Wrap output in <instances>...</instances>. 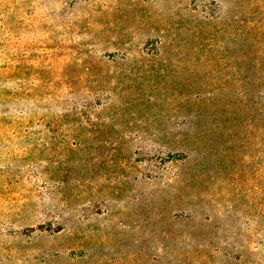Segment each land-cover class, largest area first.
Segmentation results:
<instances>
[{
    "label": "rangeland",
    "instance_id": "1",
    "mask_svg": "<svg viewBox=\"0 0 264 264\" xmlns=\"http://www.w3.org/2000/svg\"><path fill=\"white\" fill-rule=\"evenodd\" d=\"M263 51L264 0H0V264H264Z\"/></svg>",
    "mask_w": 264,
    "mask_h": 264
},
{
    "label": "trees",
    "instance_id": "2",
    "mask_svg": "<svg viewBox=\"0 0 264 264\" xmlns=\"http://www.w3.org/2000/svg\"><path fill=\"white\" fill-rule=\"evenodd\" d=\"M205 26H209V25H205ZM198 29H199V31H198ZM201 30H202V27L200 25H192L190 27L189 33H191V35H193L195 38H198L199 39L201 37L200 36ZM231 41H232L233 45L236 46V49H235L236 56H238V58L245 56V52L242 51V49L239 48V47H240V45H241L242 42L249 41L248 35L244 31H242L240 28H236L235 33L233 34V36L231 35ZM250 41H253L251 35H250ZM160 48H159L158 54L159 53L161 54ZM190 52L197 53L198 52V48L192 46L191 49H190ZM258 54H260V53H257V56H259ZM262 56H264V51H263V54H260V57H262ZM260 57H257V59L259 60ZM236 60H238V59H236ZM252 80H253V83L252 84H254V85L257 84V83H259V81L264 84V74L263 75H259L258 77H255ZM249 82L251 83L252 81L249 80ZM255 94L252 95V96H250V100H251V103H252L251 106L252 107H254V106L257 107L255 109V111L256 112L259 111V113H261V115L263 116V126H264V91L262 92L261 95H257V97L255 96ZM256 99H259V100L262 101V106L261 105L260 106L254 105L255 104L254 102H256ZM48 110H50V109H48ZM74 113H75L74 115H76V114L77 115H80V111H77V109H74ZM67 116H68L67 113H60L58 115V113L52 112V113H48V114L44 115V118L43 119L46 120V121H55V120H63ZM189 159H188V164L190 162ZM188 246H189V244H188Z\"/></svg>",
    "mask_w": 264,
    "mask_h": 264
}]
</instances>
